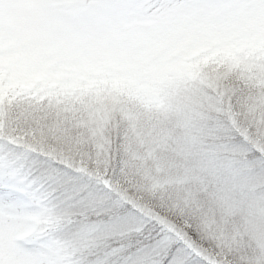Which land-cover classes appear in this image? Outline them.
Instances as JSON below:
<instances>
[{"label":"snow or ice","instance_id":"6c2138e0","mask_svg":"<svg viewBox=\"0 0 264 264\" xmlns=\"http://www.w3.org/2000/svg\"><path fill=\"white\" fill-rule=\"evenodd\" d=\"M0 264H264V0H0Z\"/></svg>","mask_w":264,"mask_h":264}]
</instances>
